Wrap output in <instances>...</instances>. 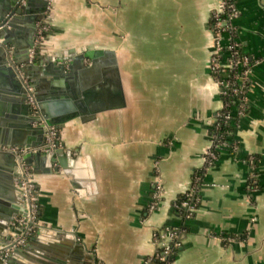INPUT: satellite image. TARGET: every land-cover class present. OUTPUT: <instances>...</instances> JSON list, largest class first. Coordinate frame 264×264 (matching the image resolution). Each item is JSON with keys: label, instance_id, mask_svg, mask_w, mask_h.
Segmentation results:
<instances>
[{"label": "crops", "instance_id": "1", "mask_svg": "<svg viewBox=\"0 0 264 264\" xmlns=\"http://www.w3.org/2000/svg\"><path fill=\"white\" fill-rule=\"evenodd\" d=\"M235 1V36L253 60L250 84L233 130L236 149H223L207 169L223 107L211 69V19L221 0L50 1L41 59L103 48L113 54L99 58L116 63L87 70L91 59L83 61L77 75L90 101L86 112L58 126L64 164L59 156L30 157L42 226L16 264H147L152 233L164 225L186 228L173 264H264V0ZM62 80L67 91L75 84ZM156 161L164 192L151 209ZM197 171H203L199 204L185 218L174 202ZM4 199L0 194V217Z\"/></svg>", "mask_w": 264, "mask_h": 264}, {"label": "water", "instance_id": "2", "mask_svg": "<svg viewBox=\"0 0 264 264\" xmlns=\"http://www.w3.org/2000/svg\"><path fill=\"white\" fill-rule=\"evenodd\" d=\"M50 1L0 0V20L7 19V14L11 15L8 23L0 28V194L6 197L5 213L0 217V244H7L13 236H17L20 229L12 231L11 222L16 216L25 214L19 161L23 158L29 163L33 155L40 156L43 160L59 156L64 164L61 156L66 152L62 145L54 149L41 147H48L46 132L49 126L58 127L70 118L86 112L85 99L90 101L89 89L86 88L87 82L81 83L77 75L82 68L86 69L83 61L91 59L87 70L97 69L100 63L115 69V58H99L105 54H113L111 49L88 48L71 55H45L44 59L36 53L33 59L30 58V50L35 45L38 20L46 16ZM22 22L26 24L24 30H20L19 23ZM12 61L19 65L29 79L37 98L39 113H32L27 100V86ZM64 77H69L75 83L72 88L70 85L68 91L63 86ZM115 84L117 103L123 105L121 85L119 82ZM34 134L37 135V140L31 141L30 137ZM13 145H36L38 148L21 157L9 149ZM27 246L24 244L11 250L6 258H0V264H16L15 255L24 252Z\"/></svg>", "mask_w": 264, "mask_h": 264}, {"label": "built area", "instance_id": "3", "mask_svg": "<svg viewBox=\"0 0 264 264\" xmlns=\"http://www.w3.org/2000/svg\"><path fill=\"white\" fill-rule=\"evenodd\" d=\"M239 14L235 0H221L219 8L212 14L214 21L212 22L215 31L216 39V51L211 57V69L213 74L220 84V92L223 96L226 95L229 98L223 99V107L219 110L218 115L225 121H235V125L238 121V117L245 109L246 91L248 87L249 74L253 61L249 55L243 52L240 42L235 36V26L232 23L233 18ZM7 19L0 20V28L7 24L11 15L7 14ZM49 29V23L47 16L38 20V27L36 32L35 45L30 50V58L33 59L36 55L39 44L45 37V33ZM228 33V45L229 56L225 59L221 56L222 41L224 34ZM2 38H0V41ZM14 63V61H12ZM15 65V64H14ZM19 70V76L23 79L28 89L27 100L31 105L32 113H39V106L37 98L35 96L33 87L20 69L19 65H15ZM234 71V72H233ZM231 97V98H230ZM237 117L236 120H232ZM214 130L212 131V143L206 151L204 168L210 167L220 155L223 149H236V143L233 138V130L228 129V137H223L219 132L221 122L217 117L213 124ZM48 147H41L42 149H54L61 145L58 140V127L55 125L49 126L46 132ZM38 148L36 145H13L9 149L16 152L17 155L23 156L24 153L29 151H35ZM251 163L254 164L255 156L249 157ZM21 167L20 187L21 195L24 203L26 204L25 214L16 216L15 220L11 222V230L16 231L20 229L17 236H13L10 242L7 244H0V258H6L10 251L16 247L22 246L27 243L30 235L40 228L42 224L39 219V187L36 182L35 174L32 166L27 163L23 158L19 161ZM203 170V168H202ZM252 179L255 174L252 173ZM203 181V171H197L194 175L193 184L186 192L187 197L183 201L174 202L176 207L182 205L185 208L183 217H190L199 204V188ZM164 192V185L162 181V175L158 161H156L155 168V182L154 189L152 191V199L150 202V208H155L162 199ZM185 227L183 225H164L154 229L152 233V242L154 250L149 254L145 262L147 264H173V254L176 249L182 243V237L185 234ZM232 238V237H231Z\"/></svg>", "mask_w": 264, "mask_h": 264}, {"label": "trees", "instance_id": "4", "mask_svg": "<svg viewBox=\"0 0 264 264\" xmlns=\"http://www.w3.org/2000/svg\"><path fill=\"white\" fill-rule=\"evenodd\" d=\"M211 21L213 22L214 21V18L212 17V19H211ZM46 34V33H45ZM252 60V59H251ZM253 61V60H252ZM234 72V71H233ZM250 84V82H249V80H248V85ZM248 88V87H247ZM229 97L228 96H226V95H224L223 96V99H228ZM231 98V97H230ZM217 119H218V121H220L221 122V127H220V129H219V132H221L222 133V136L223 137H228V135H227V130L228 129H234V127H235V121H231L230 122V120H227V121H225L221 116H219V115H217ZM237 119V117H234V115H233V118H232V120H236ZM213 130H214V126H213ZM186 197H187V194L186 193H183V194H181L179 197H178V199H177V201L178 202H180L181 203V201H183L184 199H186ZM177 210H178V212L179 213H181V214H184V212H185V208L182 206V205H180V206H178L177 208H176Z\"/></svg>", "mask_w": 264, "mask_h": 264}]
</instances>
